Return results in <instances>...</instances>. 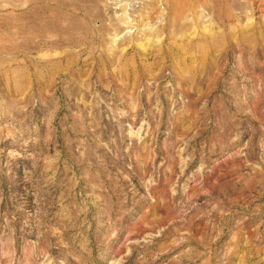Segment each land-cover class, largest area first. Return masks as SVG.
<instances>
[{"label":"rangeland","instance_id":"rangeland-1","mask_svg":"<svg viewBox=\"0 0 264 264\" xmlns=\"http://www.w3.org/2000/svg\"><path fill=\"white\" fill-rule=\"evenodd\" d=\"M0 264H264V0H0Z\"/></svg>","mask_w":264,"mask_h":264},{"label":"crops","instance_id":"crops-1","mask_svg":"<svg viewBox=\"0 0 264 264\" xmlns=\"http://www.w3.org/2000/svg\"><path fill=\"white\" fill-rule=\"evenodd\" d=\"M18 38H19V36H15V35H13L12 36V38H11V49H18L19 48V44H17V41L16 40H18Z\"/></svg>","mask_w":264,"mask_h":264}]
</instances>
